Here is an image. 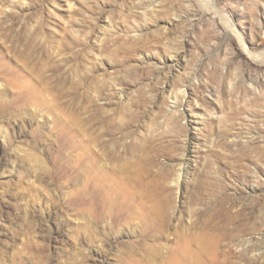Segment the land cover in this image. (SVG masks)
Returning <instances> with one entry per match:
<instances>
[{
	"label": "rangeland",
	"instance_id": "1",
	"mask_svg": "<svg viewBox=\"0 0 264 264\" xmlns=\"http://www.w3.org/2000/svg\"><path fill=\"white\" fill-rule=\"evenodd\" d=\"M209 1L0 0V264H264V0Z\"/></svg>",
	"mask_w": 264,
	"mask_h": 264
},
{
	"label": "bare ground",
	"instance_id": "2",
	"mask_svg": "<svg viewBox=\"0 0 264 264\" xmlns=\"http://www.w3.org/2000/svg\"><path fill=\"white\" fill-rule=\"evenodd\" d=\"M209 1V0H207ZM214 0H210L209 3H211V7L209 8L210 10H215L216 6H214V4L212 3ZM222 19L225 21H227V24L230 25L228 26L227 30H230L233 33H236L239 37V40L243 46V48L245 49L246 53L248 54V56L255 61L256 63H263L264 64V50L262 51H256L253 50L251 47H249L246 44V40L244 41L243 36H240L241 34H239V32L235 29L234 25H231L229 22V18H227L226 16H222ZM250 86H252L254 88V90H260V87L254 82L250 83Z\"/></svg>",
	"mask_w": 264,
	"mask_h": 264
}]
</instances>
